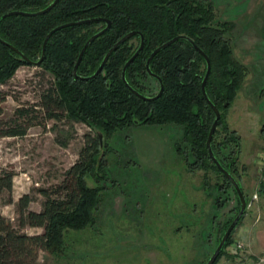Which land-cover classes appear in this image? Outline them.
<instances>
[{
	"label": "rangeland",
	"instance_id": "1",
	"mask_svg": "<svg viewBox=\"0 0 264 264\" xmlns=\"http://www.w3.org/2000/svg\"><path fill=\"white\" fill-rule=\"evenodd\" d=\"M211 1L217 19L232 22L235 57L248 69L231 105L221 109L215 146L242 184L247 211L264 216V0ZM53 81L40 65L23 64L0 84V132L13 126L25 130L0 135V175L13 174L12 188H0V213L30 234L44 228L20 225V198L28 194V209L40 210L45 199L40 189L54 191L79 158L85 133H95L66 111L58 110L60 117L47 116L39 100ZM147 83L149 92L158 89L155 78ZM21 108L33 110L20 115ZM104 141L108 154L98 157L104 171L99 180L88 177L89 184L102 187L95 222L68 231L65 250H43L39 261L204 264L240 209L234 187L210 164L199 161L195 169L188 167L196 158L181 125L135 122ZM235 239L233 232L216 264H235Z\"/></svg>",
	"mask_w": 264,
	"mask_h": 264
},
{
	"label": "trees",
	"instance_id": "2",
	"mask_svg": "<svg viewBox=\"0 0 264 264\" xmlns=\"http://www.w3.org/2000/svg\"><path fill=\"white\" fill-rule=\"evenodd\" d=\"M52 1L0 0V36L29 58L38 59L44 38L53 27L88 17L109 18L111 27L86 48L78 66V74H93L108 49L125 33L138 29L144 33L145 42L129 64L126 78L142 93L154 94L148 91L147 81L152 75L146 69L147 58L158 45L175 35L185 34L210 58L211 70L206 90L220 109V126L223 119L221 109L231 105L248 69L235 57L230 35L232 22L217 19L211 0H58L49 11L42 14L2 17L13 9L37 11ZM105 25L103 20L71 24L56 30L47 42L46 55L40 66L53 75L54 81L42 91L39 104L46 110L47 116L60 117L58 110L66 111L69 118L88 124L95 133H85L79 158L54 191L40 189L45 197L40 210L28 209V194L20 198V225L43 227L42 232H23L14 226L10 217L0 213V264H42L39 261L41 251L60 254L65 250L68 231L80 230L95 222L96 211L102 201V187L89 184L88 177L99 180L104 171V165L101 160L98 161V157L100 153L102 157L108 154L105 137L135 123V120L138 123L181 125L183 139L190 145L197 160L189 163L188 167L195 169L199 161L203 166L210 164L233 186L211 159L207 146L215 112L202 92L201 83L207 69L202 53L187 38H179L158 51L150 67L161 77L164 90L157 98L143 99L133 93L122 79L125 62L139 46V34L119 45L96 76L87 79L74 74V65L85 41ZM23 64L30 63L0 40V84L7 82ZM3 98L0 92V114L3 111ZM32 110L21 108L19 114L29 115ZM218 127L212 139L217 156L215 137ZM24 131L13 126L1 131L0 135L23 134ZM99 132L104 137L102 142ZM235 145H239L237 138ZM219 159L232 173L231 165ZM12 180V173L0 175V188L11 189ZM234 229L213 264L224 254Z\"/></svg>",
	"mask_w": 264,
	"mask_h": 264
},
{
	"label": "water",
	"instance_id": "3",
	"mask_svg": "<svg viewBox=\"0 0 264 264\" xmlns=\"http://www.w3.org/2000/svg\"><path fill=\"white\" fill-rule=\"evenodd\" d=\"M58 0H53L51 3H49L46 7L39 9L37 11H26V10H21V9H13L10 11L5 12L2 17H6L9 15H13V14H27V15H38V14H42L45 13L47 11H49L57 2ZM94 20H103L106 25L100 29L99 31L93 33L84 43L83 47L80 50V53L77 57L76 63L74 65V74L78 75L82 78H91L96 76L98 73H100L105 65V63L107 62L109 56L111 55V53L119 46L121 45L124 41L128 40L130 37H132L133 35L139 34L140 35V43L139 46L137 47V49L135 50V52L127 59V61L125 62L123 68H122V79L124 80L126 86L133 91V93H135L137 96L143 98V99H154L159 97L163 90H164V84L162 82V79L159 75H157L156 73H154L151 70L150 67V62L152 60V58L155 56V54L160 51L162 48L170 45L171 43H173L174 41H176L179 38H187L189 39L193 45L202 53V55L205 57L206 59V63H207V69L206 72L204 74V77L202 79V83H201V87H202V92L203 95L205 97V99L208 101V103L211 105V107L213 108L214 112H215V117L214 120L212 122V125L210 127L209 133H208V137H207V146H208V150H209V154L211 159L215 162V164L217 165V167L228 177V179L231 181L235 191L237 192V196L239 199V203H240V209L237 212V214L235 215V217L232 219V221L230 222L229 226L227 227L226 231L224 232L222 238L220 239L219 243L217 244V246L215 247V249L213 250V252L211 253V255L209 256V258L207 259V261L204 264H213L214 261L216 260V258L218 257V255L220 254L222 248L224 247V245L226 244V241L229 237V235L231 234L232 230L235 228L236 224L238 223L239 219L242 217V215H244L245 210L248 207V200L243 192V189L241 187V183L236 179V177L221 163L220 159L218 158V156L216 155L215 151L213 150L212 147V139L214 136V133L216 131V128L218 127L219 124V120L221 117V112L220 109L218 108V106L212 101V99L210 98V96L208 95V92L206 90V82L211 70V62H210V58L209 56L206 54V52L197 44L195 43V41L185 35V34H178L173 36L172 38L168 39L167 41L163 42L162 44L158 45L155 49H153V51L151 52L150 56L147 58L146 60V69L147 71L150 73V75H152L153 77L157 78L160 82V88L159 91L155 94V95H147L142 93L141 91H139L138 89L134 88L127 80L126 78V70L129 66V64L135 59V57L138 55V53L140 52V50L143 48L144 46V42H145V35L142 31L138 30V29H133L128 31L127 33H125L121 38H119L109 49L108 51L105 53L102 61L100 62L99 66L97 67V69L95 70V72L91 75L88 76H81L78 74V66L79 63L82 60L83 54L85 53L86 48L89 46V44L99 35H101L102 33H104L107 29H109L111 27V19L106 18V17H101V16H95V17H88V18H83V19H79V20H73V21H68L65 22L63 24L57 25L55 27H53L45 36L44 41H43V45H42V51H41V55L38 59H31L29 58L24 52H22V50H20L18 47H16L15 45H13L12 43H9L8 41L4 40L1 36H0V40L4 43H6L7 45H9L12 49H14L15 51H17L21 57H23V59L33 65H40L41 62L43 61L45 55H46V46H47V42L50 38V36L58 29L71 25V24H81V23H85V22H91ZM1 21V18H0ZM135 122H138V120H135ZM99 137H100V141L102 142V138H103V134L102 132H99Z\"/></svg>",
	"mask_w": 264,
	"mask_h": 264
},
{
	"label": "crops",
	"instance_id": "4",
	"mask_svg": "<svg viewBox=\"0 0 264 264\" xmlns=\"http://www.w3.org/2000/svg\"><path fill=\"white\" fill-rule=\"evenodd\" d=\"M234 236L244 241L253 254L264 253V216L249 209L236 226Z\"/></svg>",
	"mask_w": 264,
	"mask_h": 264
},
{
	"label": "built area",
	"instance_id": "5",
	"mask_svg": "<svg viewBox=\"0 0 264 264\" xmlns=\"http://www.w3.org/2000/svg\"><path fill=\"white\" fill-rule=\"evenodd\" d=\"M234 248L237 253L234 256L235 264H264V253L253 254L241 239H235Z\"/></svg>",
	"mask_w": 264,
	"mask_h": 264
},
{
	"label": "flooded vegetation",
	"instance_id": "6",
	"mask_svg": "<svg viewBox=\"0 0 264 264\" xmlns=\"http://www.w3.org/2000/svg\"><path fill=\"white\" fill-rule=\"evenodd\" d=\"M153 77V76H152ZM153 78H155V77H153ZM156 80H157V82H158V84L160 85V82H159V80L157 79V78H155ZM159 91V89H157L156 91H155V93L154 94H147V95H155L157 92Z\"/></svg>",
	"mask_w": 264,
	"mask_h": 264
}]
</instances>
